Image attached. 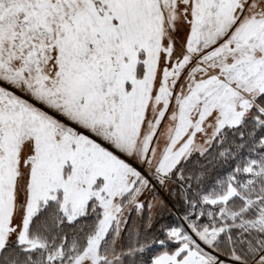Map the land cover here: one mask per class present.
Returning <instances> with one entry per match:
<instances>
[{
	"label": "snow or ice",
	"instance_id": "snow-or-ice-1",
	"mask_svg": "<svg viewBox=\"0 0 264 264\" xmlns=\"http://www.w3.org/2000/svg\"><path fill=\"white\" fill-rule=\"evenodd\" d=\"M0 264H264V0H0Z\"/></svg>",
	"mask_w": 264,
	"mask_h": 264
},
{
	"label": "trees",
	"instance_id": "trees-1",
	"mask_svg": "<svg viewBox=\"0 0 264 264\" xmlns=\"http://www.w3.org/2000/svg\"><path fill=\"white\" fill-rule=\"evenodd\" d=\"M182 213H183V210L180 209L179 211L176 212V216H172V217H168V216H166V217H165L163 220H161L160 222H161V223H172V224H174V223L177 221L178 217H179L180 215H182Z\"/></svg>",
	"mask_w": 264,
	"mask_h": 264
}]
</instances>
